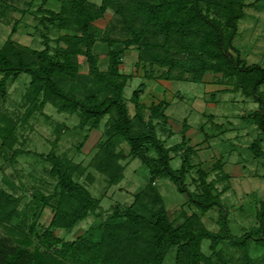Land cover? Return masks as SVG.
Masks as SVG:
<instances>
[{"label": "trees", "instance_id": "trees-1", "mask_svg": "<svg viewBox=\"0 0 264 264\" xmlns=\"http://www.w3.org/2000/svg\"><path fill=\"white\" fill-rule=\"evenodd\" d=\"M97 1L60 0L57 11L39 9L33 19L35 33L42 38L40 50L7 38L0 46V97L5 95L8 79L25 74L29 78L23 97L29 103L26 115L34 106L40 110L49 104L57 113L73 115L77 119L73 128L78 130L85 126L96 130L107 116L105 131L93 154V170L107 186H114L122 178L119 161L137 160L147 170L146 184L133 195L130 204L112 206L103 221L67 241L54 236L53 231L69 233L88 215L101 211L100 204L87 189L94 182L87 168L49 151L43 158L49 165L47 174L54 181L53 190L48 195L32 194L34 211L43 207L51 211L48 226L40 235L43 251L12 246L0 250V264H57L56 257L63 259L62 264H163L170 251L172 264H229L222 251L216 249L225 242L240 250L237 264H253L247 243L251 240L264 247V198L255 214V230L232 237L219 194L212 182H206V174L197 171V192H189L184 185L194 152L184 144L183 134L180 143L170 147L156 135L157 127L165 126L163 110L167 103L160 100L146 107L138 103L145 87L139 84L128 99L132 116L128 115L122 92L129 75L119 71V56L129 48L136 49V59L149 70L165 69L159 76L164 81L200 83L206 72L220 74L231 86L229 93L238 92L256 104V110L246 117L264 135V100L259 91L264 84V68L247 64L232 45L245 10L264 0ZM108 11L110 21L103 29L97 27ZM14 30L12 27L11 34ZM54 30L65 34H58L50 47L48 35ZM117 35L121 38L117 39ZM96 42L106 46L104 69L99 68L98 56L93 54ZM116 44L121 45L118 51L114 49ZM151 72L146 74L147 80L153 77ZM12 127L8 124L7 131L0 128L1 146L9 150ZM249 149L255 157L259 155L256 142ZM179 150L180 166L174 171L169 166V154ZM11 153L13 159L20 152L12 149ZM217 165L215 168L220 170ZM156 177L169 179L180 193L186 194V203L180 205L175 220L167 218L162 198L153 186ZM17 204V198L0 189V222L15 216ZM183 205L191 211L186 212ZM211 208L219 209L216 232L200 222ZM203 240L209 242L208 254L201 252Z\"/></svg>", "mask_w": 264, "mask_h": 264}, {"label": "rangeland", "instance_id": "rangeland-1", "mask_svg": "<svg viewBox=\"0 0 264 264\" xmlns=\"http://www.w3.org/2000/svg\"><path fill=\"white\" fill-rule=\"evenodd\" d=\"M59 1L0 0V46L10 38L22 46L42 49V38L35 33L36 22L33 16L37 15L41 8L57 11ZM90 1L98 3L97 0ZM251 2L253 0H245V3ZM108 14L101 24H96L97 27L103 29L110 21L111 13L108 11ZM12 27L15 29L13 34ZM118 29L116 34L120 32ZM58 34L65 33L55 30L49 33L50 47L54 45V38ZM117 37L121 38L120 35ZM232 45L247 64H257L264 68V2L245 10V16L238 22ZM114 49L120 50L121 45L116 44ZM105 52L104 44L96 42L93 45V54L98 56L100 69H104L106 65ZM119 58V71L129 75L122 92L128 115L132 116L128 99L139 84L145 87L139 94L138 103L146 107L155 105L160 100L165 101V126L157 127L156 135L164 140L166 147H170L180 143L183 134L184 144L194 152L190 155L189 167L184 177L186 189L189 192H197V171H203L206 174V182H212L213 188L219 194L221 206L227 216L229 234L239 238L246 232H253L257 227L255 214L264 198V135L246 117L256 110V104L238 92L229 93L231 86L220 74L206 72L199 84L168 81L171 82L169 85L159 79L160 73L165 72V69L153 67L149 70L146 64L136 59V49L123 51ZM149 71H152L153 75L151 80H147L149 77L146 76ZM28 81L29 78L25 74L8 79L5 95L0 97V128L7 131L8 124L13 126L11 149L2 147L0 140V189L17 198L18 202L15 216L0 222V250L20 246L32 252H42L40 235L48 226L51 211L47 207H36L34 211L32 194L39 192L48 195L53 190L54 181L47 174L49 165L43 158L49 151L58 156L64 155L87 168L86 171L94 178V182L87 185V189L100 204L101 211L88 215L69 233L65 234L62 230L53 231L54 236L67 241L74 240L90 226L103 221L112 206L130 204L133 195L142 191L148 174L146 168L137 160L124 159L119 161L123 167L120 182L107 186L103 177L93 170V154L99 138L105 131L107 116L100 120L96 130H89L88 126L78 130L73 128L77 124L73 115L57 113L49 104H44L40 110L34 106L35 109L26 115L29 103L24 101L23 97L26 95ZM149 91L153 92L154 96ZM259 91L262 92L264 100V84L259 87ZM143 115L146 116L147 112ZM252 142H256V148L259 150L257 157L249 149ZM79 143H82L80 148ZM120 147L126 150L125 145L121 144ZM12 149L20 152L13 159L10 158ZM181 152L179 150L176 154H169L172 156L169 166L174 171L180 166ZM217 164H220V170L215 168ZM153 186L162 198L167 218L170 221L175 220L180 205L186 203V194L180 193L174 184L164 177H156ZM182 208L188 213L191 211L185 205ZM218 212V208H211L201 217L200 222L207 230L217 231L215 220ZM208 243L207 240L201 242V252L204 254L209 253ZM247 248L249 256L253 258V264H264V247L250 240ZM216 249L222 251L229 264H237L240 250L235 246L225 242ZM48 254L51 255V252ZM172 254L170 251L166 255L163 264L173 263ZM56 258L57 264L63 263V259Z\"/></svg>", "mask_w": 264, "mask_h": 264}, {"label": "crops", "instance_id": "crops-1", "mask_svg": "<svg viewBox=\"0 0 264 264\" xmlns=\"http://www.w3.org/2000/svg\"><path fill=\"white\" fill-rule=\"evenodd\" d=\"M160 82H163V83H169V85H170V83H171V82H168V81H160ZM198 84H199V83H198ZM163 90H164V88H162V91H163ZM149 93H151V94L154 96L153 92L149 91ZM225 93H227V92L225 91ZM161 96H162V95H161ZM211 101H212V103H216L215 100H211ZM245 115H246V114H244L243 117H245ZM212 136H213V135H212Z\"/></svg>", "mask_w": 264, "mask_h": 264}]
</instances>
